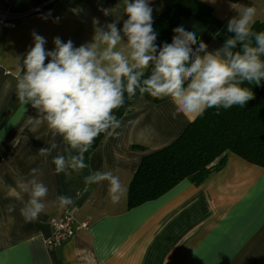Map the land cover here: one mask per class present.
<instances>
[{
	"label": "crops",
	"instance_id": "obj_1",
	"mask_svg": "<svg viewBox=\"0 0 264 264\" xmlns=\"http://www.w3.org/2000/svg\"><path fill=\"white\" fill-rule=\"evenodd\" d=\"M32 1V0H29ZM214 17L227 24L243 6L256 8L255 21H264V0H199ZM37 5L21 0L14 11ZM232 5H234L232 7ZM123 0H58L18 20L13 28L0 25V264H264V169L228 153L223 167L203 183L182 181L158 199L127 208V190L141 159L178 138L194 119L175 112L171 99L153 104L136 96L121 126L107 134L87 162L89 167L56 174L52 158L68 155L61 137L46 126L36 127L30 105L20 111L16 98V57L33 45L32 33L71 39L74 46L91 42L94 20L101 25L117 21L122 28ZM153 23L164 10L162 0H151ZM6 9L0 0V13ZM180 24L196 30L198 38L215 52L223 45L197 20ZM47 63V61L45 62ZM147 71V70H146ZM112 131V130H110ZM58 145L48 156L39 150ZM48 187L44 210L28 221L21 208L29 199L18 181L30 179L32 169ZM94 171H111L126 191L112 203L107 182L86 184ZM58 195L74 204L61 209ZM9 206L14 210L9 211ZM70 213L88 228L63 244L48 249L51 221Z\"/></svg>",
	"mask_w": 264,
	"mask_h": 264
},
{
	"label": "clouds",
	"instance_id": "obj_2",
	"mask_svg": "<svg viewBox=\"0 0 264 264\" xmlns=\"http://www.w3.org/2000/svg\"><path fill=\"white\" fill-rule=\"evenodd\" d=\"M150 3L123 0L119 20L122 16L127 19L122 28L117 27V21L101 25L94 20L91 42L79 47L71 39L65 42L57 36L49 51L45 37L33 32L31 48L16 57L20 111H27L30 105L36 111L34 125L46 126L53 138L61 137L68 146V155L52 158L56 174L68 175L69 169L79 172L89 167L84 154L95 138L102 132L111 135L121 126L113 112L124 104L125 92L129 97L137 90L141 96L170 97L177 114L195 118L208 109H216L219 115L220 109L245 106L254 94L241 85L259 86L264 81V31L252 30L254 6H243L228 20L227 32L233 35L220 49L209 52L197 31L186 30L183 25L173 29L171 43L157 45ZM238 43L241 50L233 51ZM150 66L151 73L144 78ZM57 147L52 143L39 153L48 156ZM40 174L34 168L30 179L18 181L16 195L26 193L29 197L20 210L28 221L38 219L48 195V187L38 179ZM102 181L108 184L112 203H118L126 191L119 177L111 171H94L85 177L89 185ZM55 202L61 209L74 204L65 195H58ZM12 210L14 206H9Z\"/></svg>",
	"mask_w": 264,
	"mask_h": 264
},
{
	"label": "trees",
	"instance_id": "obj_3",
	"mask_svg": "<svg viewBox=\"0 0 264 264\" xmlns=\"http://www.w3.org/2000/svg\"><path fill=\"white\" fill-rule=\"evenodd\" d=\"M162 2L164 10L157 15L153 23V29L157 33V45L171 43L173 29L181 25L179 22L181 18L197 20L222 45L225 39L233 35L227 32V24L216 19L210 7L199 0ZM252 30L264 31V21H255ZM193 47L195 50L198 45ZM240 50L241 45L238 43L233 51ZM261 59L264 60V57ZM150 73L151 66L145 72L144 78ZM241 86L251 89L254 94V98L245 106L220 109L219 115L214 108L206 110L203 115L195 117L173 142L141 159L128 186V209L158 199L182 181L186 180L192 185L203 183L212 173L223 167L228 153L250 165L264 169V81H261L259 86L247 82ZM136 96H141L138 90L136 95L131 97L125 92L124 104L113 112L118 120L129 111L130 104ZM141 97L153 104L171 99L152 98L147 94ZM107 134L108 132H102L95 138L92 146L84 154L86 164L93 150ZM72 154L76 152L73 151Z\"/></svg>",
	"mask_w": 264,
	"mask_h": 264
},
{
	"label": "built area",
	"instance_id": "obj_4",
	"mask_svg": "<svg viewBox=\"0 0 264 264\" xmlns=\"http://www.w3.org/2000/svg\"><path fill=\"white\" fill-rule=\"evenodd\" d=\"M4 1L6 9L0 13V25L4 28H13L18 20L54 4L57 0H36L37 5L23 13L13 10L14 5L21 0ZM87 228V222L76 223L73 216L66 212L61 218L51 221L52 233L46 241V246L48 249H53L73 237L77 232Z\"/></svg>",
	"mask_w": 264,
	"mask_h": 264
},
{
	"label": "rangeland",
	"instance_id": "obj_5",
	"mask_svg": "<svg viewBox=\"0 0 264 264\" xmlns=\"http://www.w3.org/2000/svg\"><path fill=\"white\" fill-rule=\"evenodd\" d=\"M33 1H35V0H32V1L26 0V2H28V3H31V2H33Z\"/></svg>",
	"mask_w": 264,
	"mask_h": 264
}]
</instances>
